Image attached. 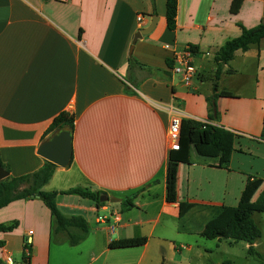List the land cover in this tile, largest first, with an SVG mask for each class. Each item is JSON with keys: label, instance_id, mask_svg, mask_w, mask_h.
Returning a JSON list of instances; mask_svg holds the SVG:
<instances>
[{"label": "crops", "instance_id": "crops-1", "mask_svg": "<svg viewBox=\"0 0 264 264\" xmlns=\"http://www.w3.org/2000/svg\"><path fill=\"white\" fill-rule=\"evenodd\" d=\"M231 2L177 0L170 30L166 0H0V161L12 176L36 171L46 161L37 150L52 135H45L49 124L61 112L72 115L69 164L56 165L44 189L58 192L59 211L82 217L87 228L84 239L71 246L66 232H53L40 199L12 201L0 208V224L17 222L12 231H0V260L10 256L22 264L27 239L28 264H189L187 255H201V231L212 207L259 196L264 188V38L235 51L220 68L215 56L240 35L239 25L264 22V0H241L235 14ZM153 16V29L134 40ZM187 47L195 49L190 85L171 70L174 55ZM213 84L216 114L211 118ZM162 106L176 108L182 120L239 135L228 169L190 148L189 163L178 165L174 203L166 201L170 115ZM74 187L119 201L96 204L60 193ZM128 198L133 206L126 210L121 202ZM180 202L193 204L181 218ZM100 215L119 218L112 234L109 225L97 222ZM162 215L171 222L156 231ZM187 217L189 225L183 226ZM170 226L175 235L166 232ZM143 236L147 241L141 246L108 247L111 240ZM260 246L257 239L253 247Z\"/></svg>", "mask_w": 264, "mask_h": 264}, {"label": "trees", "instance_id": "trees-1", "mask_svg": "<svg viewBox=\"0 0 264 264\" xmlns=\"http://www.w3.org/2000/svg\"><path fill=\"white\" fill-rule=\"evenodd\" d=\"M240 5L241 0H232L230 12L233 14L237 13ZM165 7L167 27L172 30L175 28L177 0H166ZM239 26L241 28L240 35L228 40L216 53L215 62L218 68L228 63L233 58L235 51H246L264 38V22L252 28ZM191 50L195 53L194 48H191ZM132 62V59L129 58V65H131ZM212 90V95L208 97L209 116L211 118L216 114V84H213ZM220 95H229V93L221 92ZM73 126V116L68 112H61L51 121L45 131V135L48 133L53 134L61 129L69 130L72 133ZM237 137L238 135L209 123L195 120H181L179 148L169 151L166 201L169 203L177 201L178 165L182 162L189 163L191 147H193L200 156L215 158L218 168L228 169L230 157L234 151V141ZM0 166L9 173L8 168H6L1 161ZM55 169V164L44 161L42 166L34 172L18 176L8 174L6 178L0 180V208L15 200L40 199L49 210L53 232H66L69 245L74 246L84 239L87 234V228L82 217L66 216L59 211L56 205V196L58 192L44 189L45 185H47L52 178ZM60 193L76 194L82 198L93 200L96 204H102L99 202L100 193L90 188L74 187L61 191ZM132 200L133 198L122 200L121 205L127 210L133 206ZM192 207V203L180 202L178 206L179 218L183 217ZM211 210L212 216L204 225L201 235L210 240L225 238L234 242L244 241L249 244L248 252L256 255L259 259L258 264H264V256L257 253L253 247L255 241L260 238L261 232L252 219L253 213H264V188L253 201H244L241 199L235 206H214ZM16 225L17 222L0 224V231H12ZM71 228L78 229L79 233L72 234ZM146 241L147 238L144 236L123 238L111 240L108 247L111 249L136 247L145 244ZM26 247L30 249V244L25 241L22 250V264H28L29 260L28 256L24 254V248ZM0 264L6 263L0 260ZM161 264L166 263L163 260Z\"/></svg>", "mask_w": 264, "mask_h": 264}, {"label": "rangeland", "instance_id": "rangeland-1", "mask_svg": "<svg viewBox=\"0 0 264 264\" xmlns=\"http://www.w3.org/2000/svg\"><path fill=\"white\" fill-rule=\"evenodd\" d=\"M252 219L261 232V236L259 240L262 243V246L255 247L256 248L255 251L257 250L260 253H264V213H253ZM188 220L189 217L183 219L181 224L183 226L189 225ZM170 222L171 220L169 218H166L165 215H162L160 217V224L157 226L156 231L160 230V226L162 224H169ZM105 225H109V226L114 225V221L111 219L105 224L101 223L100 226H105ZM166 232L168 233V235H175L176 229L175 227L170 226L166 229ZM166 244H170V243H166ZM199 244H200L199 252L201 255L199 256L198 253L195 251L191 252L189 255H187L189 264H258L259 263V259L257 258V256L250 254L248 252L249 244L244 241L234 242L231 240H227L225 238H220V240H210L203 237L199 242Z\"/></svg>", "mask_w": 264, "mask_h": 264}, {"label": "built area", "instance_id": "built-area-1", "mask_svg": "<svg viewBox=\"0 0 264 264\" xmlns=\"http://www.w3.org/2000/svg\"><path fill=\"white\" fill-rule=\"evenodd\" d=\"M137 20L141 21L142 17L138 16ZM165 47L168 48L167 45ZM171 70L175 75L178 76V79L182 83H184L185 85H190L196 72L193 64V52L191 48L187 47L181 53L174 55V65ZM162 108L165 109L170 115L169 125L167 128V139L169 143V149L177 150L179 148L180 127L182 120L181 114L176 108L172 106H162ZM108 218V216H97V222L105 224L108 221ZM113 219L114 225L108 226L110 234L115 231V225L119 221L117 215H115ZM31 233L32 232L29 231V234ZM25 241L26 243H28L27 239ZM29 253V249L27 247L24 248L25 256H29ZM3 261L6 264H13V261L10 256H6Z\"/></svg>", "mask_w": 264, "mask_h": 264}, {"label": "water", "instance_id": "water-1", "mask_svg": "<svg viewBox=\"0 0 264 264\" xmlns=\"http://www.w3.org/2000/svg\"><path fill=\"white\" fill-rule=\"evenodd\" d=\"M150 26L140 30L135 35L134 40L140 38L142 35L148 34L155 25V16L152 18ZM37 153L46 161L51 162L59 167H66L71 158V132L66 129H61L53 133L47 140H45L38 147ZM8 172L0 166V180L8 176ZM99 201L101 203L110 201L118 202L119 199L114 196H108L105 193L99 194Z\"/></svg>", "mask_w": 264, "mask_h": 264}]
</instances>
